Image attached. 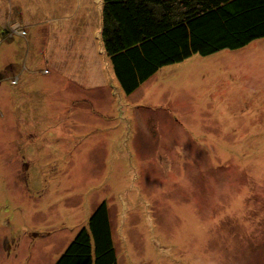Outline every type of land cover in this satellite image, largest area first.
Wrapping results in <instances>:
<instances>
[{"label": "rangeland", "instance_id": "374dc122", "mask_svg": "<svg viewBox=\"0 0 264 264\" xmlns=\"http://www.w3.org/2000/svg\"><path fill=\"white\" fill-rule=\"evenodd\" d=\"M102 8L0 0V264H53L102 201L117 264H264V38L126 94Z\"/></svg>", "mask_w": 264, "mask_h": 264}, {"label": "trees", "instance_id": "16d2710c", "mask_svg": "<svg viewBox=\"0 0 264 264\" xmlns=\"http://www.w3.org/2000/svg\"><path fill=\"white\" fill-rule=\"evenodd\" d=\"M193 1L195 7L172 18L165 0H103L102 49L126 94L159 68L192 54L237 49L264 38V0ZM53 264H117L105 201Z\"/></svg>", "mask_w": 264, "mask_h": 264}, {"label": "crops", "instance_id": "0c3cea01", "mask_svg": "<svg viewBox=\"0 0 264 264\" xmlns=\"http://www.w3.org/2000/svg\"><path fill=\"white\" fill-rule=\"evenodd\" d=\"M165 2H166L167 8L168 6L173 8V10L170 12V15L172 18L177 17L181 14H184L186 11L196 6L193 0H165ZM14 23H18V22L13 21L12 24ZM3 31H4L2 32V37H4L3 39L9 38L10 36L8 37V33L6 34L5 30ZM9 35H11L10 32H9ZM21 47L22 46H20V48Z\"/></svg>", "mask_w": 264, "mask_h": 264}]
</instances>
